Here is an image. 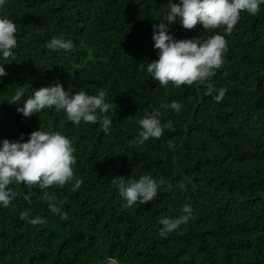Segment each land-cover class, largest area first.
<instances>
[{"label": "trees", "instance_id": "obj_1", "mask_svg": "<svg viewBox=\"0 0 264 264\" xmlns=\"http://www.w3.org/2000/svg\"><path fill=\"white\" fill-rule=\"evenodd\" d=\"M168 2L5 0L0 6V18L17 26L14 58L0 54L7 73L0 77V142H27L40 125L59 132L74 149V175L83 179L75 192L72 182L47 190L67 220L51 213L38 187L10 185L11 204L0 205V264H108L109 258L119 264H264V4L255 16L241 12L230 35L199 24L186 30L179 19L168 25L174 40L224 36V63L210 78L217 92L205 95L207 82L164 87L147 73V64L158 59L153 25L167 23L161 20ZM61 35L73 49L45 48ZM57 83L70 94L105 89L106 102L116 105L115 115L108 113L109 133L99 123L73 124L64 110L46 108L31 117L17 111L34 90ZM17 87L25 94L10 105ZM220 88L227 91L217 103ZM173 102L181 105L179 113ZM153 111L162 124L171 120L173 130L130 144L139 120ZM145 174L171 189L125 207L112 181ZM29 192L31 203L24 199ZM186 205L192 209L188 224L161 237L160 219L179 217ZM25 210L46 223L21 220Z\"/></svg>", "mask_w": 264, "mask_h": 264}, {"label": "clouds", "instance_id": "obj_2", "mask_svg": "<svg viewBox=\"0 0 264 264\" xmlns=\"http://www.w3.org/2000/svg\"><path fill=\"white\" fill-rule=\"evenodd\" d=\"M4 4L5 0H0V6ZM262 4L264 0H180L179 4L169 0L168 12L161 20L167 23L153 25L154 48L158 50V59L147 64V73L164 87L172 84L175 88H180L182 85L191 86L196 82H207L205 95H213L217 90L210 78L216 75L224 63L223 55L227 50L224 36L216 34L203 41L199 37L174 40L168 34V25L175 24L179 19L186 30H193L199 24L204 30L223 27L226 34L230 35L240 19L241 12L255 16ZM16 33L17 26L11 19L0 18V54L5 60L14 58L13 49L17 47ZM73 47V41L65 39L63 35L54 36L45 44V48L52 51H69ZM6 75L3 66H0V77ZM25 91V87H17L8 104L17 105ZM226 91V88H220L218 94L213 97L214 101H223ZM106 95L105 89L99 90L96 95H88L83 90L70 94L57 83L34 90L33 95L27 98L23 107H18L17 111L24 117H31L46 108H55L57 112L64 110L67 119L73 124L79 125L82 121L99 123L107 135L112 123L108 113L111 111L112 115H115L116 105L106 102ZM170 107L175 112H180L181 105L178 102H173ZM160 115L159 111L146 113L144 118L139 120L141 130L130 144L143 145L150 138H161L165 129L173 130V122L169 120L162 124ZM41 128L42 125L40 130L32 132L27 142H10L7 139L0 142V205L7 208L11 204L14 193L10 185L14 183L23 184L30 190L38 187L43 193L41 198L48 203L51 213L58 215L61 220H67L69 217L57 205L54 193L47 190L53 186L62 188L72 182L71 190L75 192L83 184V179L74 175L72 166L76 164V158L70 140L59 132L49 133ZM169 148L174 150L172 141H169ZM112 182L118 186L121 197L126 201L124 206L128 208L136 204H147L157 197L159 191H168L172 187L171 183L166 184L163 178L158 181L150 174L141 175L139 179L117 178ZM185 187L183 182L179 184L181 190ZM32 194L34 193L29 192L24 197L29 203ZM182 213L177 218L160 219L161 237L166 238L181 225L188 224L192 209L186 205ZM20 219L32 226L46 223V220L39 216L33 218L29 210L21 212ZM108 264L119 262L115 258H109Z\"/></svg>", "mask_w": 264, "mask_h": 264}]
</instances>
